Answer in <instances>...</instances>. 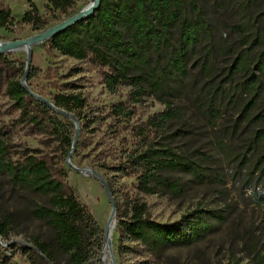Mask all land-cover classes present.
I'll list each match as a JSON object with an SVG mask.
<instances>
[{
  "label": "rangeland",
  "instance_id": "obj_1",
  "mask_svg": "<svg viewBox=\"0 0 264 264\" xmlns=\"http://www.w3.org/2000/svg\"><path fill=\"white\" fill-rule=\"evenodd\" d=\"M91 0H72L67 14L52 10L46 0H0V8L11 11L13 23L0 28V42L27 40L39 34L22 19L34 4L50 29L86 7ZM196 10L185 8L188 19L201 26L199 43L190 50L187 74L169 84V101L178 117L163 131L149 123L165 110L151 93L138 104L131 100V88H106L108 70L91 55L84 60L61 56L48 42L32 49V61L26 85L39 98L53 104L56 96L80 94L85 108L75 125L67 127L77 134L75 150L69 158L78 170L95 171L108 192L93 176H85L68 165L65 145L59 137L19 122L20 111L6 95V84L22 81L18 68L26 63L25 52L0 54L15 64V70H0V128L12 136V158L22 161L28 155L48 157L67 172V183L92 222L79 226L85 251L94 258L91 264H112L102 259L97 229L103 232L112 214V203L126 212L135 203L145 204L146 218L161 225L183 224L192 214H204L212 231L187 247L169 248L150 254L137 243L127 241L115 229L110 244L115 264H264V142L257 132L264 123V80L260 99L249 117L241 114L246 96L242 94V75L231 82L225 70L239 55L254 61L264 41V0H196ZM68 16V17H66ZM44 30V31H45ZM43 32V31H42ZM41 33V32H40ZM178 25L171 29L168 47L145 55L147 67L133 75H150V69L164 64L168 53L177 46ZM33 78L27 82L28 74ZM39 102V101H38ZM121 110L119 116L117 111ZM63 121V116L59 115ZM64 122V121H63ZM141 146L168 147L198 165V175L166 173L176 192L157 190L143 195L137 190L135 176L124 170L127 157ZM110 198L112 201H110ZM36 205L48 207V200L30 190L13 185L0 173V221L8 218L9 239L0 238V255L9 264H29L22 255L37 238L52 243L54 233L45 221L34 217ZM94 224V225H93ZM63 264L67 259L60 258Z\"/></svg>",
  "mask_w": 264,
  "mask_h": 264
},
{
  "label": "trees",
  "instance_id": "obj_2",
  "mask_svg": "<svg viewBox=\"0 0 264 264\" xmlns=\"http://www.w3.org/2000/svg\"><path fill=\"white\" fill-rule=\"evenodd\" d=\"M48 6L61 14L72 9V0H46ZM196 0H101L94 14L63 32L55 35L48 46L61 56L84 60L91 55L101 66L108 70L104 75L106 88L114 91L118 86L130 87L131 100L138 104L151 93L152 97L165 105V110L152 118L149 123L163 131L164 126L178 117V111L169 101V84L172 80L184 78L190 50L201 38V26L194 19H188L185 8L196 10ZM68 17V16H66ZM22 22L30 25L34 32L40 33L47 28L34 4L25 13ZM13 23L11 11L0 8V28ZM178 25L177 46L168 53L164 64L158 69H150V75H133L135 70L147 67L145 55L150 51H160L168 47L171 29ZM261 51L254 61H246L239 55L225 70L226 81L231 82L242 75V94L246 101L242 104L241 114L249 117L260 99V83L264 80V41L260 42ZM15 64L8 57L0 55V70H15ZM21 77L25 65L17 69ZM33 76L28 74L27 82ZM6 95L15 108L20 111L19 122L30 124L39 131L59 137L65 145V157L72 150L75 134L68 130L66 118L46 105L36 101L22 86L20 80L12 79L5 87ZM85 100L80 94L56 96L53 105L56 109L80 119L85 108ZM121 115V110L117 111ZM264 123V117L261 119ZM258 142H264V129L257 132ZM12 136L6 128H0V173L5 174L13 185L26 188L47 198L48 207L36 205L35 218L45 221L52 229V243L37 238L29 241L31 248H23L22 255L29 264H91L94 258L84 249L80 225L87 219L92 222L86 209L77 200L68 185V175L51 158L26 156L22 161L12 158ZM73 152L76 150L74 148ZM264 158V157H263ZM264 163V160H261ZM196 162L178 155L168 147L141 146L126 159L123 171L130 170L135 176L137 190L143 195H154L157 190L175 193L176 185L165 176L166 173H188L198 175ZM264 203V196H260ZM117 212V232L131 243H137L152 255H158L169 248L187 247L203 239L212 231V226L204 214H192L184 218L183 224L161 225L146 218L145 204H132L126 212ZM11 221H0V238L9 239ZM94 225V224H93ZM97 240L102 247L104 234L97 229ZM0 264H9L0 255Z\"/></svg>",
  "mask_w": 264,
  "mask_h": 264
},
{
  "label": "water",
  "instance_id": "obj_3",
  "mask_svg": "<svg viewBox=\"0 0 264 264\" xmlns=\"http://www.w3.org/2000/svg\"><path fill=\"white\" fill-rule=\"evenodd\" d=\"M100 2H101V0H95L91 3L89 2V4L86 7H84L83 9H81L77 14L73 15L72 17L68 18L67 20L63 21L62 23L33 36L30 39L12 42V43H2L0 45V51H1L0 54H4L2 52L13 53L16 51H21V50L26 52L27 59H26V63H25V73H24V76H23L22 81H21V86L36 101H39L40 103L46 105L48 108L53 110L56 114L61 115L64 118H68L75 125H77V121L73 115L68 114L64 111H61L59 109H56V107L52 103H50L46 100H43V99L39 98L38 96L34 95L26 85V76H27V72L31 66L32 49L38 45L49 42L55 35L63 32L64 30L75 25L76 23L91 17L94 14V12L98 9ZM76 138H77V134L75 135V138L73 140L72 150L68 156V161H67L68 165L73 169H76V168L70 163L69 158H70V155L75 148ZM76 170L82 174L89 173L92 176H94L102 184V186L105 188V190L108 192L109 197H111L109 190L106 187V184L104 183V181L100 178V176L95 171H92L89 169H84V170L76 169ZM110 201H112L111 198H110ZM111 206H112V214H115L116 209H115V206L113 205V203ZM105 240H106V237L104 238V243H105ZM111 263L115 264L112 253H111Z\"/></svg>",
  "mask_w": 264,
  "mask_h": 264
},
{
  "label": "bare ground",
  "instance_id": "obj_4",
  "mask_svg": "<svg viewBox=\"0 0 264 264\" xmlns=\"http://www.w3.org/2000/svg\"><path fill=\"white\" fill-rule=\"evenodd\" d=\"M95 0H91V2H93ZM2 43L0 42V45ZM22 51V50H21ZM16 52H20V51H16ZM22 52H25V51H22ZM1 53V51H0ZM4 54H10V53H7V52H2ZM15 53V52H13ZM26 53V52H25ZM85 176H92L91 174L89 173H85L84 174ZM94 177V176H93ZM95 178V177H94ZM115 229V221H114V214H111V218L109 219L108 223H107V226H106V229H104L107 233H105V237H106V240H105V250L103 252V255H102V259L104 261H111V252L110 249H111V246L110 244L112 243V234H113V231Z\"/></svg>",
  "mask_w": 264,
  "mask_h": 264
}]
</instances>
